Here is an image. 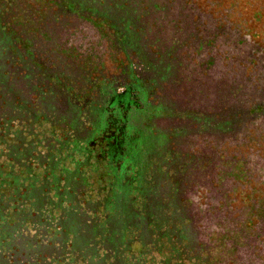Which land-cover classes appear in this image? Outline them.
<instances>
[{
	"label": "trees",
	"instance_id": "1",
	"mask_svg": "<svg viewBox=\"0 0 264 264\" xmlns=\"http://www.w3.org/2000/svg\"><path fill=\"white\" fill-rule=\"evenodd\" d=\"M195 14L0 0V264H264V44ZM194 83L217 118L156 95Z\"/></svg>",
	"mask_w": 264,
	"mask_h": 264
},
{
	"label": "rangeland",
	"instance_id": "2",
	"mask_svg": "<svg viewBox=\"0 0 264 264\" xmlns=\"http://www.w3.org/2000/svg\"><path fill=\"white\" fill-rule=\"evenodd\" d=\"M170 1L171 0H169V2ZM190 2H192L199 12V15L195 14L190 18V22L195 23L200 20L198 28H200L202 24L206 23L205 18L207 15H210L215 19H222L232 24L242 25L244 30L251 33L253 40L264 44V0H190ZM193 40H195V38L191 37V40L188 43ZM118 59H120V57H118ZM163 62H159V72H161L165 67ZM105 71L106 72L104 74L108 78L118 76L115 64L108 59L106 60ZM178 76H181L180 72H178ZM164 77L167 78V75ZM168 79L172 80L175 78L168 74ZM188 88L192 90L189 91V89H187L184 97L183 94H181V89L171 86H164L163 90L158 91L156 95L157 97L163 96L164 100L168 103L183 101L185 103L192 104L194 109L199 108L202 112L204 110H208L214 118H217L218 112L221 110V106H223V101L225 102V100L220 101L216 94L210 95L209 97H203L204 86L202 83H194L193 86L190 85ZM174 108L176 109V107ZM147 110H151V107L148 106ZM202 121L203 123H201L199 127L198 123L196 124L193 131L187 128L186 121L182 122L177 121L176 119L168 118L163 119L159 124V127L163 130H161L163 134H165L164 132L176 133L178 137L177 140L179 142H183L187 138L190 139L193 135H197L195 139H198V142L203 139L202 132L204 130V124H206L204 119H202ZM163 142L164 143H161L160 146L161 148L163 147L161 152L164 154L167 150V148H164L167 141L163 139Z\"/></svg>",
	"mask_w": 264,
	"mask_h": 264
}]
</instances>
